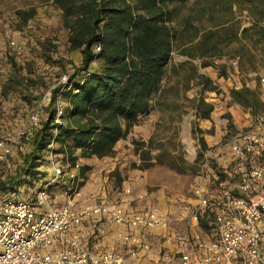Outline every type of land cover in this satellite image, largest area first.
<instances>
[{
	"label": "trees",
	"instance_id": "obj_1",
	"mask_svg": "<svg viewBox=\"0 0 264 264\" xmlns=\"http://www.w3.org/2000/svg\"><path fill=\"white\" fill-rule=\"evenodd\" d=\"M60 13L70 51L81 53L67 84L52 89L47 116L32 136L25 137L30 150L17 176L0 178V193L15 190L20 175L35 172L41 154L54 142L56 153L67 159L68 168L80 160L102 159L115 154L116 144L126 139L142 117L153 109L177 44L181 63L200 60L201 68L218 70L219 78L234 73L228 64L238 63L239 75L264 72V0H51ZM17 26L23 28L36 9L17 10ZM41 54L50 58L55 45L39 42ZM96 47L100 50L96 51ZM176 73V68L171 70ZM188 80H198L203 91H217L213 81L190 68ZM259 80V77H258ZM21 86L22 80H14ZM231 102L251 116L264 114V96L246 85L232 88ZM64 104L61 124L56 120V101ZM196 119H209L213 105L202 97L194 100ZM202 133V130H198ZM21 141V143H22ZM207 150L203 137L198 139ZM201 160V159H200ZM176 161L166 165L177 169ZM200 165V164H199ZM193 168L199 175L200 166ZM150 165H147V169ZM183 165L177 170H183ZM87 169V167H85ZM83 170H80L79 176ZM217 181L226 175L217 171ZM221 176V179H220ZM237 197L236 192L232 193Z\"/></svg>",
	"mask_w": 264,
	"mask_h": 264
},
{
	"label": "rangeland",
	"instance_id": "obj_2",
	"mask_svg": "<svg viewBox=\"0 0 264 264\" xmlns=\"http://www.w3.org/2000/svg\"><path fill=\"white\" fill-rule=\"evenodd\" d=\"M49 1L51 0H0V140L15 139L20 132L27 129L30 123V115L35 110H40L43 118H46L52 89L61 84L60 81L63 76L69 77L73 74L74 68L81 64V53L69 50L67 32L61 26L60 13L51 6ZM30 8L36 9L35 16L23 28L19 29L17 26L19 18L16 11H26ZM44 41H48L56 47L54 51L50 52V58H45L40 52L39 42ZM171 56L170 66L167 67L160 91L153 97L152 110L155 119L159 118L156 120L153 132L147 139L139 135L135 136L132 129V136L121 147L123 153L112 170H110L111 168H104L108 162L103 160L97 161L91 166L80 165L79 172L83 170L78 182L81 202L85 198L83 196V192L85 194L84 186L93 180L94 188L99 187L100 192H104V196L101 194L95 196V194L89 193L94 199L92 203L118 204L123 195L129 198L130 207L145 210L147 204L140 207L135 202L136 200L143 201L144 196L142 197L140 194L146 189L149 193L164 189V195L168 197L164 199L170 206L175 205L184 208L183 206L189 205L192 210L191 202L187 199L194 198L192 186L196 180V174L193 168L201 164L200 159L202 157L193 166L194 160L191 162L189 155L192 154L197 157L202 152L198 139L204 138L205 133L218 134V146L220 147L233 133L250 125L251 116L248 113H243L237 105L233 104L228 94L232 88L243 85L256 88L259 85L258 77L264 75V72L258 76L254 73L239 75L232 72L224 79L218 77V70L215 68H201L200 60L191 61L192 66L188 64L180 66L186 60L178 56L177 44L174 46ZM173 67L176 68V73L171 71ZM191 67L198 74L209 77L217 87V91H203L198 80H188L187 76L191 72ZM233 71H236L235 68ZM11 79L22 80V85L14 87V82ZM48 92L50 93L49 100L44 101L43 97ZM159 96L170 99H174L173 97L176 96L178 101L159 103L156 101ZM198 97H202L206 102L213 105V112L209 119L199 120L195 118L193 107L194 100ZM59 100L61 102L60 97ZM62 105L64 107L63 103ZM230 107H232V113L229 111ZM163 111L173 113L170 116L175 115L178 118L162 119L161 112ZM183 119L186 122L182 123ZM198 130H202V133H199ZM181 139L189 143L190 148L180 143L179 140L181 141ZM193 143L198 146L197 152L191 149ZM21 144L22 149L14 148L7 161L0 166L1 179L17 176L23 166V157L29 152L30 146L27 141H22ZM217 153L223 156L222 151H217ZM55 154L54 161L66 172L68 170L67 159L62 154L56 152ZM170 160L176 161L177 169L183 165V170L169 168L166 162ZM147 165H150L148 169L146 168ZM218 170L221 171L222 168L218 166ZM144 171L148 172L149 186H145V181L141 180L140 172L143 173ZM52 175V164L46 149L40 156L39 165L35 172L20 175V178L16 180L15 190L8 189L0 193V203L7 198L35 201L42 181L50 179ZM94 179L99 181L96 182ZM123 179L126 181V185L123 184ZM217 179L213 180L212 178L207 183L208 196L211 194L221 196V189L224 186H220V183L223 182H219ZM66 182L67 178L65 177L51 184L48 194L51 207L58 208L65 202L70 189L69 183ZM126 189L130 190L129 194H125L124 190ZM117 197L118 199H116ZM155 201L158 200L155 198ZM151 205L153 203L148 204V206ZM213 216L212 212L208 213L206 210L203 217L200 218L199 216L196 226L195 224L191 225L190 215L181 224L185 225L188 231L195 230L198 232L197 228L199 227L200 232L202 231L201 235L214 240L216 230L213 224ZM156 237L158 238V236ZM261 238L262 251H264V228H262Z\"/></svg>",
	"mask_w": 264,
	"mask_h": 264
},
{
	"label": "built area",
	"instance_id": "obj_3",
	"mask_svg": "<svg viewBox=\"0 0 264 264\" xmlns=\"http://www.w3.org/2000/svg\"><path fill=\"white\" fill-rule=\"evenodd\" d=\"M95 50L100 49L96 47ZM228 64L238 74L237 61L231 60ZM67 80L68 76H63L60 83L66 85ZM259 91L264 96V75L259 77ZM49 95L48 92L43 100H49ZM62 113L63 105L58 97L55 122L59 125ZM42 119L41 111L35 110L30 115L27 129L15 139L0 140V166L7 161L14 148L22 149V139L32 136ZM56 146L51 142L47 148L53 175L42 181L35 201L7 198L0 203V264H145L126 260L115 251L96 252L83 248L82 240L90 231L105 234L102 222L118 227L166 231L171 225L170 217L157 205L130 213L121 204L102 202L79 205L80 164L65 172L54 161ZM219 149L230 154V165L224 170L230 180V188H225L221 201L210 199L206 189L195 187L199 204L198 210L193 213L195 220H198L200 211L214 214L216 238L204 243L203 255L197 260L182 255L176 263L157 258L149 264H260L264 258L260 230L264 219V114L251 116L250 125L233 133ZM213 154L212 150L203 153L198 178L207 176ZM65 177L70 186L69 194L63 205L53 208L49 204L50 186ZM124 192L129 194L130 190ZM233 192L238 196L234 197ZM85 224L88 228L82 230ZM123 238L132 244H141L138 238ZM56 245L60 247L57 251H47ZM136 254L137 248L132 252L133 256Z\"/></svg>",
	"mask_w": 264,
	"mask_h": 264
},
{
	"label": "crops",
	"instance_id": "obj_4",
	"mask_svg": "<svg viewBox=\"0 0 264 264\" xmlns=\"http://www.w3.org/2000/svg\"><path fill=\"white\" fill-rule=\"evenodd\" d=\"M51 2V1H49ZM172 55V54H171ZM174 99H170L167 97H157L156 101L159 103L162 101H178V98L175 96L173 97ZM155 101V100H154ZM158 103V105H160ZM229 111L232 113V107L229 108ZM162 114V119H176L178 118L175 115L170 116L173 113H169L167 111L161 112ZM157 118V117H156ZM159 119V118H158ZM155 119V114L153 113V110H151L147 115L142 117V120L140 122V126H136L133 128V134L139 135L143 138H149L150 134L153 132L154 127L156 125V120ZM161 120V119H160ZM161 122V121H160ZM186 122L184 119L182 120V123ZM143 124V125H142ZM142 125V126H141ZM148 130L149 132H147ZM132 136V132L129 134V136L124 139L119 141L116 146H115V154L111 157H104L102 159H97V158H91V159H86V160H80L78 163L81 166H91V164H96L97 161H104L108 162L106 167L104 168H111L110 170L113 169V166H115L118 158H121L120 156L123 153V149L121 147L123 144L127 143V139ZM204 139L207 144V150H212L214 151V154L211 158L209 169L207 170V176L203 177L202 179L198 178L196 176V180L194 182V185L192 186V194L194 196L193 199H187V201L191 202V205L193 209H190L189 205L183 206L184 208H181V206H170L168 202H166V199H164L166 196L164 195V189H160L157 192L154 193H149L146 189L145 192H141L140 196H144V203L141 200H136V204L141 206L146 205V207H149L148 204L153 203V205H157L163 213L168 215L171 219V225L169 226L168 230L166 231H158V230H147V229H137V228H131V227H118V226H112V225H107L106 223L102 222L101 226L104 227L105 229V234L99 235L98 233H93V232H88V234L83 238L82 240V246L83 248H88L92 249L96 252H101L103 250H111L115 251L117 253H120L126 260H133L145 264L151 263L153 260L160 258L162 260L168 261V262H178L180 260V257L182 255H188L190 259L197 260L202 257L203 255V245L204 243L211 241L208 236H203L201 235L202 231L200 232V228H197L198 232H195V230H187V227L185 225H182L181 222L185 221L186 217L190 215L191 217V225L195 226L197 225V220L193 218V213L198 210V204L199 200L196 198L194 189L195 187H201L206 189L207 191V183L210 182V180L213 178V180H216L218 178L217 171L218 166L222 168L220 172L224 173V170L226 167L230 165V154L226 150H220L219 149V135H210L208 133L204 134ZM180 143L186 145L187 147L190 148V144L186 143L181 139L179 140ZM133 143V142H132ZM179 145V144H177ZM198 146L196 144H191V149H194L197 152ZM217 151H222L223 156L221 154H218ZM190 153V151H189ZM191 162L195 160L194 158L196 157L190 154ZM203 158V156H202ZM106 160V161H105ZM202 162V159H201ZM200 162V163H201ZM215 169V170H214ZM224 169V170H223ZM106 170V169H105ZM109 170V171H110ZM141 173V180L145 181V186H149V177H148V172L144 171ZM92 181L87 185L84 186V191L83 196H85L84 199H82V202L79 201V205L83 204H89L94 201L92 199L91 194H95V196H99L100 194L104 196V192H100L99 187L94 188L92 185ZM94 181H99L98 179H94ZM124 181V179H123ZM128 183V182H127ZM124 185H126V181L123 182ZM130 184V183H129ZM220 186H224L223 189H221L222 194L221 196H215L217 194H211L210 196H207L212 199V198H217L218 200L223 199V191L226 189L230 188V180L225 177V180L223 183H220ZM90 187H92L90 189ZM90 189V190H89ZM91 193V194H89ZM136 198V197H135ZM155 198L158 200L157 202L155 201ZM168 198V197H166ZM118 199V197L116 198ZM134 200V199H131ZM155 201V202H154ZM122 206H124L127 211L132 212V211H137V208L130 207V201L129 198L126 196H121L120 201H118ZM155 203V204H154ZM190 204V203H189ZM191 207V208H192ZM191 210V211H190ZM190 211V212H189ZM189 212V213H188ZM176 216V217H175ZM183 216V217H182ZM200 218L203 217V212H199ZM195 221V222H194ZM183 227V228H182ZM82 230H86L88 228V225L85 224L83 227H81ZM262 228H264V219H262L260 223V230L262 232ZM124 236H129L133 238H138L141 241V244H132L130 241H126L123 237ZM158 236V238L156 237ZM166 239H170L169 242H165ZM147 246V247H144ZM59 245H56L55 247L47 249L48 252H54L59 249ZM137 248V254L135 256L132 255V252ZM260 264H264V258H262Z\"/></svg>",
	"mask_w": 264,
	"mask_h": 264
}]
</instances>
